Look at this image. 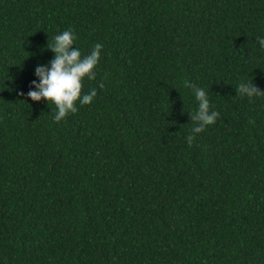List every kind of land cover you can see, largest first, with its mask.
<instances>
[{
	"label": "trees",
	"instance_id": "obj_1",
	"mask_svg": "<svg viewBox=\"0 0 264 264\" xmlns=\"http://www.w3.org/2000/svg\"><path fill=\"white\" fill-rule=\"evenodd\" d=\"M68 28L104 47L56 121L26 94ZM261 36L264 0H0V264H264Z\"/></svg>",
	"mask_w": 264,
	"mask_h": 264
},
{
	"label": "clouds",
	"instance_id": "obj_2",
	"mask_svg": "<svg viewBox=\"0 0 264 264\" xmlns=\"http://www.w3.org/2000/svg\"><path fill=\"white\" fill-rule=\"evenodd\" d=\"M51 40L46 48L51 49L54 56L47 64L36 66L34 74L38 79L31 81V87L26 95L33 101L44 99L49 105L54 104L56 106L54 119L60 121L70 113L78 111L77 101L81 105L90 104L96 97V88L81 95L82 82L85 77L88 80L96 79V67L104 45L96 43L90 53L82 55L79 47H73L76 34L71 28L55 34ZM258 41L259 46L264 48V36L258 37ZM184 84L195 89V98L198 101V108L192 117V120L198 123L194 124L191 133L187 136V141L191 144L195 134L203 131L207 125L213 124L220 113L210 110V100L204 88L195 86L189 81H184ZM104 86L103 81L99 82V88L103 89ZM237 91L250 99L264 95V91L251 81L241 82L237 86Z\"/></svg>",
	"mask_w": 264,
	"mask_h": 264
}]
</instances>
